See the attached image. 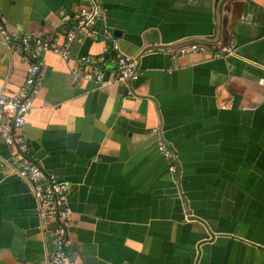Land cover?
Masks as SVG:
<instances>
[{
	"label": "crops",
	"instance_id": "crops-1",
	"mask_svg": "<svg viewBox=\"0 0 264 264\" xmlns=\"http://www.w3.org/2000/svg\"><path fill=\"white\" fill-rule=\"evenodd\" d=\"M100 1L106 14L98 31L139 56V79L74 84V63L47 53L23 129L44 170L72 187V259L264 264V0L234 1L227 36L213 0ZM78 6L0 0V16L11 31L61 42ZM150 31L158 44L144 53ZM208 38L233 46V55L175 59L167 52ZM102 45L98 36L74 43L73 57L96 55ZM25 68L0 43V92L21 86ZM159 137L174 151L176 175L157 151ZM10 157L0 139V264H43L50 237Z\"/></svg>",
	"mask_w": 264,
	"mask_h": 264
},
{
	"label": "built area",
	"instance_id": "built-area-1",
	"mask_svg": "<svg viewBox=\"0 0 264 264\" xmlns=\"http://www.w3.org/2000/svg\"><path fill=\"white\" fill-rule=\"evenodd\" d=\"M77 1L78 12L70 21L61 42L58 39H44L35 32L11 31L0 16V43L9 54L19 56L26 66L23 84L15 90L4 87L0 92V139L11 151V167L22 181L31 186L40 229L50 237L51 253L43 264H76L72 259L69 238L73 218L68 195L72 187L44 170L41 161L30 151L23 134L27 114L33 107L45 76L44 56L50 53L64 61L73 62L71 78L74 84L88 82L98 86H131L140 76L136 58L124 53L107 29L98 31V25L106 14L101 1ZM95 36L103 41L100 53L72 57L74 43ZM233 53L234 47L230 45L210 50L191 44L170 55L175 59L204 56L216 60ZM109 64L113 65L112 70H108ZM127 95L133 96V92L129 90ZM153 134L159 136V129H154ZM156 147L168 162V172L176 175L172 148L160 137Z\"/></svg>",
	"mask_w": 264,
	"mask_h": 264
},
{
	"label": "water",
	"instance_id": "water-1",
	"mask_svg": "<svg viewBox=\"0 0 264 264\" xmlns=\"http://www.w3.org/2000/svg\"><path fill=\"white\" fill-rule=\"evenodd\" d=\"M213 1H214L215 13L218 14V16L216 17V19L223 17L222 18L223 34L226 35L225 28H226V25H227L228 14L230 13V10L232 8L233 2L236 1V0H213ZM152 32L153 31H150V32H148V33H146V34H144L142 36L143 44L145 45L144 46L145 49L143 50L144 53L147 52V51H149V50H151V49H154L153 46L158 44V41L156 39H155V41H149L150 39H148V37H150L151 35H153ZM227 39H228V37H227ZM84 40L85 39H83V41ZM191 44H196V45L204 46V47H206V48H208L210 50H219L222 47H225L227 45L224 42H221V43H218V44H213L211 42L210 38H208V39H204V40H195V41H192V42H185V43L181 44L180 46H178L176 48L169 49L167 52L172 53V52H175V51H177L178 49H180L182 47H186V46L191 45ZM80 56H83V55H79V56H76V57H80ZM72 57H73V52H72ZM135 58H136V60L139 63V60H140L139 56H137ZM139 68H140V66H139Z\"/></svg>",
	"mask_w": 264,
	"mask_h": 264
}]
</instances>
